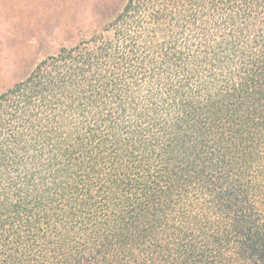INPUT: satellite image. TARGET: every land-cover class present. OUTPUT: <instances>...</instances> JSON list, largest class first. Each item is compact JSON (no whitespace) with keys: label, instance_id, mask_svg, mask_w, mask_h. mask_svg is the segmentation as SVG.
<instances>
[{"label":"trees","instance_id":"1","mask_svg":"<svg viewBox=\"0 0 264 264\" xmlns=\"http://www.w3.org/2000/svg\"><path fill=\"white\" fill-rule=\"evenodd\" d=\"M0 264H264V0H123L1 92Z\"/></svg>","mask_w":264,"mask_h":264},{"label":"rangeland","instance_id":"2","mask_svg":"<svg viewBox=\"0 0 264 264\" xmlns=\"http://www.w3.org/2000/svg\"><path fill=\"white\" fill-rule=\"evenodd\" d=\"M123 0H0V93L35 63L90 37Z\"/></svg>","mask_w":264,"mask_h":264}]
</instances>
